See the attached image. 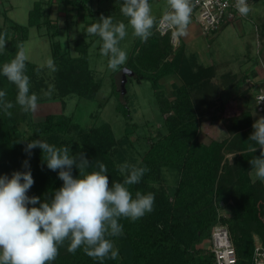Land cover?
Listing matches in <instances>:
<instances>
[{
	"label": "trees",
	"instance_id": "16d2710c",
	"mask_svg": "<svg viewBox=\"0 0 264 264\" xmlns=\"http://www.w3.org/2000/svg\"><path fill=\"white\" fill-rule=\"evenodd\" d=\"M65 3L70 4L71 9L77 10L79 14L91 16L93 20L113 13V10L101 11L95 17L85 0H65ZM46 5L42 1L35 3L29 14L28 26L11 23L0 28V33L7 31L8 39L6 51L0 53V70L15 57L18 44L24 46L29 38V27L39 30L45 28L51 40L56 64L71 56L72 59H80L86 66L85 70L83 65H79L77 74L69 70L59 73L64 83L63 94H80L85 91L91 97L93 90L100 86L93 80L87 67L88 52L94 39L91 42L86 41L85 37L75 40L74 49L78 56H72L71 52L65 51L62 44L55 40L60 27L53 22ZM117 11L121 12L120 7ZM157 23L154 26L156 35ZM156 35L153 34L146 43L138 38L128 63L116 71V74H122V70H130L139 82L143 79L151 81L154 90L160 88V81L166 77L176 75L181 81L175 90V99L166 101L168 109L165 104L161 107L162 113H171L166 119L167 133L151 146L139 165L149 171L144 174L140 183L129 186V190L133 198L137 191L142 194L154 193L150 183L158 180L163 169L178 170L180 178L173 195L174 203H169L164 196H157L151 213L135 222L126 218L119 220L123 226V234L110 237L113 242L119 243V256L115 260L106 259L103 264H212L214 256L211 250L196 246L206 238L210 240L215 227L219 225L228 227L239 264H254L258 237L264 244V184L252 178L253 171L249 163L253 157L260 156L259 147L256 146L257 150L253 152L255 144L249 140L254 131L251 113L245 111L229 119L225 118L224 121H229V137L205 144L199 138L200 127L195 111L204 108L203 104L216 106L225 86L238 87L244 80L240 78L236 83L228 84L229 81L236 80V76L232 74L218 79L214 65L195 64L197 57H192V63L189 64V57L182 45L172 51L171 37L161 38L159 34ZM96 38L100 39L98 36ZM164 41L167 43L166 49L158 50L157 54L155 48L161 47ZM101 45L102 41L99 48ZM165 52H168L167 57ZM42 72L43 68L39 65L26 61V74L32 83H36L37 76ZM5 80L6 77L0 71V90L6 91L7 100L14 107L9 110L11 116L0 109V175L10 177L14 171H25L23 162L28 160L34 179L30 193L32 196H40L43 202L44 196L62 187L63 181L58 178V172L49 170L46 164L42 165L41 149H33L30 157L24 149L26 143L34 139H42L58 147L71 146V142L62 139L69 123L64 117L48 115L44 122L32 127L34 132L31 136L26 135L19 127L28 123L31 114L24 112L16 104L18 91L4 85ZM40 83L43 86L44 82ZM248 85L251 89L252 84ZM252 98L254 104V97ZM220 109L222 112L226 111L224 105ZM122 112L127 120L131 119L128 106ZM26 139L28 140L23 141ZM114 144L115 137L110 125L101 126L86 137L84 152L92 162L88 171L98 170L96 162L99 161L106 165L111 182H123L114 159L108 152ZM227 154L233 156L231 161L227 160ZM78 175V170L73 168V176ZM231 200L233 204L230 205ZM219 201L229 205V217L219 214ZM52 264L101 262L88 257L82 249L75 254L69 253L66 242Z\"/></svg>",
	"mask_w": 264,
	"mask_h": 264
},
{
	"label": "rangeland",
	"instance_id": "374dc122",
	"mask_svg": "<svg viewBox=\"0 0 264 264\" xmlns=\"http://www.w3.org/2000/svg\"><path fill=\"white\" fill-rule=\"evenodd\" d=\"M37 1L47 4L46 9L50 10L53 22L57 23L58 28L60 27L57 29L59 35L55 40L62 44L65 51L71 52L72 56H78L74 51L72 40L83 36L85 31L83 23L88 24L92 21L96 23L99 18L93 20L86 13L79 14L77 10L71 9L72 6L66 4L65 0H2L0 2V28L11 23L28 26L29 14ZM85 1L88 2V7L93 10L95 17L98 12L113 10V13L109 15L113 18V22H124L126 24L128 35L120 42L119 46L127 52V64L134 53L135 41L138 38L133 36L132 29L128 26V18L117 11L118 7L121 9L123 0ZM149 3L152 7V14L158 21L167 8V0H149ZM250 7L251 11L246 16L249 18L245 17L244 19V16H242L240 23L234 21L226 24L217 34L198 36L192 44L187 46L188 50L186 49V52L189 57V59L186 57L187 62L190 64L191 58L197 57L195 64H203L204 66L219 65L220 69L218 71L220 74L229 71H232L231 74L234 76L238 74L236 80L229 81L228 84L236 83L240 78H245V75L246 78L249 77L245 70H248L247 73L249 74L257 68L259 71L263 68V71L264 0H254L251 2ZM86 17L88 20L85 21ZM191 22L199 26L194 20ZM68 25L72 27L71 30H67ZM28 30L29 38L24 43V50L28 56L27 61L41 67L45 65L47 59H53L51 40L46 34L45 28L39 30L36 27H29ZM153 34L156 35L155 27ZM159 36L163 37L160 34ZM69 38L71 42H69ZM97 39L94 36V41ZM100 43L101 41L98 39L89 51L87 67L92 76L90 73L88 74L100 85L93 90L92 96L88 97L85 91L80 94L67 95H64L62 91L64 83H62V75L59 73L69 70L77 74L79 65H83L86 70L84 62L80 59H72L71 56L58 64L54 61L58 69L56 72H51L46 66L41 67L43 72L37 76L36 83L30 81V94L35 93L38 96L39 106L35 113L27 112L31 114L30 119L28 123L21 124L19 128L26 135L31 136L34 132L32 127L44 122L48 115H53L56 118L64 117L69 125L62 134V139L71 142L72 153H77L79 151L84 152L85 139L93 130L104 125H110L115 137V144L108 152L114 159L116 166L127 162L139 167L151 146L167 133L166 119L171 113H162L161 107L165 104L168 109L166 101L171 102L175 99V90L181 84V81L178 76L172 75L162 79L160 88L154 90L151 81L143 79L139 82L130 70L129 74H127L128 70H122V74H116V71L109 69L108 58L101 55L98 48ZM170 44L172 51L175 50L176 48L172 43ZM161 45V47L155 48L157 54H159L158 50L166 49L165 45L167 43L164 41V44L161 43ZM165 54L167 57L168 52H165ZM123 72L125 75H123ZM74 76L76 75L74 74ZM251 76L257 78L258 75ZM125 79L126 82L122 85V81H125ZM5 81L4 85L11 86L14 91H18L16 86L11 84L7 78ZM222 81L224 82V79ZM40 82H44L42 83L43 86H40ZM49 86H53L54 90L51 96H46L44 93L48 91ZM222 92V97L216 106L203 104L205 105L204 108L195 109L200 127L199 138L205 144H210L214 140L223 141L229 137V121H224L225 118L229 119L247 111L251 113L252 123L254 124L258 119L264 117V113L257 112L255 103H252V97L257 93L255 86L250 89L245 81L238 87L230 86L227 88L225 86ZM223 105L225 112L220 109ZM126 106L130 108L132 115L129 120L124 117L122 112V109ZM232 159L233 156L227 154V160L231 161ZM119 175L124 179L120 173ZM179 178L180 172L178 170L163 169L158 180L150 183L154 190L152 194L155 197L164 196L168 198L169 203H174L173 195ZM252 178L258 180L255 178L254 172H252ZM27 194L30 197L32 196L30 190ZM218 204L219 214L229 217L231 215L229 205L224 201H219ZM229 204H233V200ZM259 239L258 237L256 249L262 248L264 250V244ZM210 240L206 238L196 248L210 249ZM114 244L119 251V243L116 241Z\"/></svg>",
	"mask_w": 264,
	"mask_h": 264
},
{
	"label": "clouds",
	"instance_id": "9594fccd",
	"mask_svg": "<svg viewBox=\"0 0 264 264\" xmlns=\"http://www.w3.org/2000/svg\"><path fill=\"white\" fill-rule=\"evenodd\" d=\"M193 7L192 0H167L160 25L175 29L177 36L186 35ZM234 7L245 17L251 11L248 0H235ZM121 13L128 18L133 36L146 43L157 23L149 0H123ZM87 33L102 41L100 53L108 58L109 69L117 71L126 64L127 52L119 46L128 35L124 22L114 23L111 16L101 15ZM7 42L5 30L0 33V53L6 51ZM17 48L15 57L0 71L18 89L16 104L26 113H35L39 106L38 96L30 94V78L26 74L28 56L23 44H18ZM45 66L53 73L58 70L52 58L41 67ZM53 90V86H49L44 95L51 96ZM13 107L14 104L7 100L6 91L0 90V109L11 116L9 110ZM252 127L254 131L249 136L255 144L252 151L255 152L258 146L260 156L253 157L249 163L255 178L264 182V117ZM36 148L42 151V165L58 172L63 185L46 194L42 202L40 197L27 194L34 185L28 160L23 162L25 171H14L11 177L0 175V264H52L66 242L71 254L82 249L101 264L106 259H117L119 251L110 237L123 234L119 220L126 218L135 222L154 210V194L137 191L133 198L129 190V186L140 183L149 169L125 162L117 166L124 177L123 182H111L104 163L97 161L98 170L89 172L92 162L86 153L72 154L70 145L58 147L34 139L26 143L24 151L30 157ZM73 168L78 170L76 177Z\"/></svg>",
	"mask_w": 264,
	"mask_h": 264
},
{
	"label": "built area",
	"instance_id": "2783aa9c",
	"mask_svg": "<svg viewBox=\"0 0 264 264\" xmlns=\"http://www.w3.org/2000/svg\"><path fill=\"white\" fill-rule=\"evenodd\" d=\"M2 0H0L1 2ZM254 0H248V4ZM194 5L192 19L199 24L205 35L217 34L226 24L237 21L242 16L234 7L235 0H192ZM162 18V17H161ZM160 18V19H161ZM157 23V32L161 36H170L171 43L175 48L181 46V37L175 34V29ZM257 93L254 95L255 109L259 113H264V81L261 84H254ZM210 250L214 256L212 264H239L237 250L232 242L228 227H215L211 240ZM254 264H264V250L257 248L255 252Z\"/></svg>",
	"mask_w": 264,
	"mask_h": 264
},
{
	"label": "crops",
	"instance_id": "0c3cea01",
	"mask_svg": "<svg viewBox=\"0 0 264 264\" xmlns=\"http://www.w3.org/2000/svg\"><path fill=\"white\" fill-rule=\"evenodd\" d=\"M251 4V3H250ZM249 4V5H250ZM254 11V10H253ZM244 19H245V16L243 17ZM242 18V19H243ZM246 18H249V17H246ZM192 21V20H191ZM237 21H239V23H240V19H238ZM95 22H91V23H88V24H86V23H83L84 24V28H85V31H84V34H83V36H81V37H79V38H76L75 40H77V39H80V38H83V37H85V39H86V41H88V42H91V40L92 39H94V36L93 35H88V33H87V29L92 25V24H94ZM68 29H72V27L71 26H69L68 25V28H67V30ZM200 35H205L204 34V32L202 31V29H201V27H199L197 24H195L194 22H191L190 23V25L188 26V29H187V34L186 35H184V36H180L181 37V43H182V46L185 48V51H186V49H187V46H189L190 44H192L193 42H194V40H196L197 38H198V36H200ZM205 36H208V35H205ZM74 38V37H73ZM75 40H72V42H71V39L69 38V42H71V43H73V45H75ZM96 41L97 40H95L92 44H91V47H92V45H94L95 43H96ZM91 47L89 48V51H90V49H91ZM98 48H99V46H98ZM100 49V48H99ZM188 50V49H187ZM74 51H75V49H74ZM76 53V52H75ZM187 53V52H186ZM88 54H89V52H88ZM209 66V65H208ZM215 67H216V70H217V78L218 79H221V78H223L225 75H227V74H231V73H233L232 71H229V72H225V73H223V74H220L219 73V69H220V67H219V65L218 66H216V65H214ZM258 69V68H257ZM255 70V71H253V73H251V74H249V73H247L248 72V70H245V72H246V74H248V76L249 77H247L246 78V75H245V78H243V80H244V82L246 81V83H249L250 84V82H252L253 81V83L254 84H261L263 81H264V70L262 71V69L263 68H261L260 70L261 71H259V70ZM241 71V70H240ZM236 73V72H235ZM236 76H238V74H235ZM251 75H258L257 76V78L255 77H252ZM253 79V80H252ZM243 82V83H244Z\"/></svg>",
	"mask_w": 264,
	"mask_h": 264
},
{
	"label": "water",
	"instance_id": "95a60500",
	"mask_svg": "<svg viewBox=\"0 0 264 264\" xmlns=\"http://www.w3.org/2000/svg\"><path fill=\"white\" fill-rule=\"evenodd\" d=\"M129 71V70H128ZM127 71V74H129L130 73V71L128 72ZM125 72V71H124ZM123 72V75H125V73ZM124 78H125V76H124ZM126 82V79H125V81H122V85H124V83Z\"/></svg>",
	"mask_w": 264,
	"mask_h": 264
}]
</instances>
